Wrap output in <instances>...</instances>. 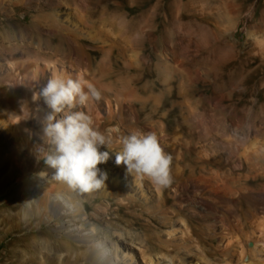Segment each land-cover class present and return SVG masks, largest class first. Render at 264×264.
<instances>
[{
	"label": "bare ground",
	"instance_id": "6f19581e",
	"mask_svg": "<svg viewBox=\"0 0 264 264\" xmlns=\"http://www.w3.org/2000/svg\"><path fill=\"white\" fill-rule=\"evenodd\" d=\"M4 1L0 0V7ZM18 3L39 6L45 18L38 17L39 26L46 30L41 40L47 50H42L40 41L32 45V41L22 39L16 44V52L24 55L21 60L13 53L0 60V73L5 80L13 88H22L23 106L15 101L13 93L8 98L10 106L0 108V128L11 135L9 143L15 157L22 156L26 169L31 164L39 168L44 163V153L32 143L36 131L30 130L26 121L32 120L29 110L36 104L40 89L57 74L73 79L84 75L101 91L99 101L73 111L91 116L97 129L110 137L111 150L106 145L99 148L109 151V159L98 165L107 173L105 188L87 192L84 199H79L80 191L54 179L40 189L29 218L23 213L22 223L11 220L14 234L1 229L6 236L11 235L7 243L14 246V252L32 264H81L80 258L89 259L92 264H136L134 248L142 264H264V186L255 193L249 174L238 171L244 161L259 170L264 166V154L254 153L249 146L239 150L236 144L226 143L220 138L222 129H215L212 123L217 112L247 107L224 100L227 71L223 61L210 53V40L199 36L162 37L157 31V2L149 5L147 0L13 1ZM255 3L259 6L262 1ZM128 6H136L143 10L142 16L152 15L154 19L152 31L142 37L140 51L135 53L127 51L128 46L132 49L129 40L122 44L115 37L102 34V30L113 31L117 18L124 24L129 22ZM105 16L110 18L108 27L103 22ZM101 51L106 53L99 59ZM112 80L117 83L112 85ZM194 82H201L206 90L218 94L204 100L200 92L205 107L202 114L192 106ZM9 107L22 118L13 117ZM190 117L194 122L189 124ZM232 124L240 123L233 120ZM185 128L193 129L199 140L214 148L205 143L197 148L184 135ZM136 131L155 133L164 151L171 155L172 183L168 187L158 189L148 180L141 181L128 173L124 165L116 164V153L123 148L122 138ZM251 133L254 131L249 129L245 135ZM109 186L122 190V197L114 200L115 209L121 213L114 217L154 233L161 226L169 227L165 236L156 234L154 240L145 233L137 245L115 237L107 252L91 233L78 228L62 229L64 220L57 231L46 223L55 216H80L85 206L94 201L95 213L100 208H110L114 203L112 196L117 194L108 191ZM133 188L139 190L141 201L128 194ZM143 216H147L145 221H141ZM111 218L112 215L106 217L109 227L114 226ZM95 219L102 220L98 215ZM33 250L37 258L31 254ZM194 257L198 260L193 261Z\"/></svg>",
	"mask_w": 264,
	"mask_h": 264
},
{
	"label": "rangeland",
	"instance_id": "374dc122",
	"mask_svg": "<svg viewBox=\"0 0 264 264\" xmlns=\"http://www.w3.org/2000/svg\"><path fill=\"white\" fill-rule=\"evenodd\" d=\"M13 1L6 0L0 7L1 61L5 60L10 53H13L19 60L22 59V56L24 57L23 54L16 52V44L22 39L32 41V45H36L40 41L42 50H47L45 41L41 40L46 30L39 26L38 17L42 20L45 19L39 12V6L36 3L13 4ZM261 1L259 6H256V0H147V4L157 2V20L159 22L157 31L162 37L199 36L210 40L212 45L210 53L215 54L218 59L223 61L227 71L224 83V100L234 101L247 107L226 110L225 113L217 112L212 123L215 129H222L220 138L226 143L236 144L239 150L249 146L248 149L254 153L264 154V0ZM127 8L129 22L124 24L121 19L117 18L112 25L113 31L102 30V34L110 38L115 37L122 44H124V40H129L132 49L128 46L127 51L135 53L140 51L142 37L146 32L152 31L154 19L152 15L142 16L143 10L136 6ZM103 22L106 27L110 26L109 16H105ZM88 47L94 48V46ZM105 53L101 51L99 59L104 57ZM7 83L3 73H0V108L4 109L6 106H10L8 98L13 93L16 94L15 101L23 106L22 88L20 86L13 88L11 84ZM116 83V80L111 82L112 85ZM191 86L195 93L193 109L202 114L205 107L200 100V92L203 93L204 100L214 99L218 97V94L206 90L205 85L201 82H194ZM10 109L13 111V117L22 118L16 109ZM48 111L43 99L38 97L34 107L29 110L32 120L26 121V126L30 130L36 131L32 143L38 144V152L42 151L43 153L51 151V146L46 143L47 138L44 136L42 128L46 122L45 117ZM179 119L182 118L179 116ZM233 120H237L240 124L233 125ZM188 121L189 124L193 123V117H190ZM249 129L254 133L246 136ZM182 131L197 148H201L202 143H205L208 148H214L211 143L199 140L198 134L193 129L185 128ZM10 140L11 135L4 128H0V264H32L24 255L16 254L14 246L7 243L8 238L14 234L15 228L10 223L11 220L20 223L23 213L27 218L32 215L34 203L41 195L40 189L55 179V170L45 163L39 168L35 164H31L27 169L24 168L22 156L18 159L15 157L12 143H9ZM226 167H230V162H227ZM238 171L249 174L250 179L252 178L249 184L255 193H258L264 186V166L256 170L250 168L244 161L243 168ZM107 190L117 194V196H112L111 201L113 202L117 197H122L119 194L122 190L112 189L110 186L107 187ZM128 194H134V197L140 201L142 199L138 189H130ZM84 195L85 192H79L78 198L84 199ZM96 202L85 206L84 212L80 216L75 218L55 216L46 223L51 229L57 231L64 220L65 226H62V229L78 228L83 233H91L99 245H105L107 252H109L108 245L113 244L115 237H119L122 242L137 245L141 243L145 233L151 234L152 238L156 240V234L164 237L169 229V227L161 226L157 233H154L148 228L138 225H127L118 217H114L115 214L121 213L115 209L117 206L115 202L110 208L106 210L100 208L98 213H95L94 204ZM141 209L137 210L141 211ZM95 215L102 219L101 222L96 221ZM111 215L114 222L113 227H109V222L106 220V217ZM146 217L143 216L141 221H145ZM3 227L9 230L11 235L6 236L5 232L1 230ZM74 241L79 243L78 240ZM80 250L81 247L78 251ZM34 251L31 254L37 258L35 256L37 252ZM78 251L76 252L78 253ZM120 254V247H118V257ZM133 255V262L142 264L135 248ZM196 260L198 258L194 257L193 261ZM79 261L81 264H92L89 259L80 258ZM204 262L202 261V264H206Z\"/></svg>",
	"mask_w": 264,
	"mask_h": 264
},
{
	"label": "clouds",
	"instance_id": "9594fccd",
	"mask_svg": "<svg viewBox=\"0 0 264 264\" xmlns=\"http://www.w3.org/2000/svg\"><path fill=\"white\" fill-rule=\"evenodd\" d=\"M101 95L84 75L73 79L57 74L39 92L49 109L43 134L51 146L42 159L55 170L56 180L85 193L105 188L107 173L98 165L109 159V151L99 148L106 145L110 149L111 139L97 129L88 113L73 109L90 106ZM121 143L122 151L116 153L117 165H124L128 173L141 181L148 180L158 189L172 183V157L164 151L155 133L132 132Z\"/></svg>",
	"mask_w": 264,
	"mask_h": 264
}]
</instances>
